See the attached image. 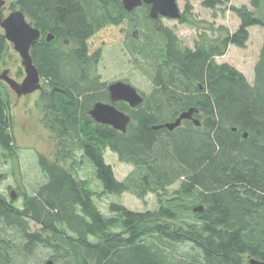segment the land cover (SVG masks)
<instances>
[{
	"label": "trees",
	"instance_id": "trees-1",
	"mask_svg": "<svg viewBox=\"0 0 264 264\" xmlns=\"http://www.w3.org/2000/svg\"><path fill=\"white\" fill-rule=\"evenodd\" d=\"M251 2L249 9L230 5L232 0H202L211 11L229 6L240 26L234 33L221 27L226 34L217 38L204 34L191 49L163 26V18L152 20L145 4L128 12L123 0H13L12 9L23 11L41 32L30 53L48 87L42 122L54 135L56 152L54 158L38 154L46 182L33 193L0 192V264H29L42 248L51 259L46 264L264 261V39L253 83L234 66L217 62L231 46L246 48L251 27L264 29V0ZM191 14L188 5L179 23L197 27ZM126 26L141 29L146 38L131 53L145 60L153 90L135 109L116 104L132 118L122 133L98 124L89 111L95 104L90 92L102 80L93 73L103 52L93 42L111 28L129 35ZM9 44L0 27V62ZM4 83L0 186L7 180L3 167L20 153ZM192 109L193 120L175 130L155 129ZM108 151L134 167L124 181L106 162ZM77 154L93 167L101 193L74 173L75 164L81 165ZM126 192L140 200L155 195L157 209L134 212L113 203V217L101 212L99 197ZM199 207L202 212L195 211Z\"/></svg>",
	"mask_w": 264,
	"mask_h": 264
},
{
	"label": "rangeland",
	"instance_id": "rangeland-1",
	"mask_svg": "<svg viewBox=\"0 0 264 264\" xmlns=\"http://www.w3.org/2000/svg\"><path fill=\"white\" fill-rule=\"evenodd\" d=\"M2 1H5V4L4 8H2L1 16L7 17L14 11L12 9L13 0ZM201 2L202 0H190L189 2L178 0L182 14L186 12L188 5L192 7L190 17L197 23V27L180 24L178 20L162 19L163 26L172 29L184 47L194 49L196 42L204 34L212 38L226 34V32L219 30L221 27H224L228 32L234 33L240 26V20L229 10V6L225 5L216 11H211L204 8ZM230 5L236 7L247 6L249 9L253 7L251 0H232ZM127 31L129 35L125 34L124 36V33L120 30L111 28L101 32L93 42L94 47L101 48L103 52L102 59L93 73L102 79L99 85L90 92L93 104L98 102L109 103L110 97L109 94H106V90L111 84L117 82H124L134 86L142 96H148L152 93L151 71L141 56L131 53V51H136L138 46H142L146 42V38L142 35L141 29H132L126 26V33ZM156 38V36L153 37L154 44L158 42ZM263 39L264 29L251 27L250 40L246 48L231 46L227 54L218 58L217 62L234 66L247 77L250 83H253L255 78L254 69L259 60ZM0 64L1 71L9 70V76L12 79L19 83L23 82L26 74L21 64V57L14 50L12 44H9L5 58ZM41 85L42 91H37L18 100L16 93L5 84L10 100L13 134L17 145L20 147L18 158L3 167V172L7 174V180L0 186V192L7 196L11 191L16 192V190L18 193L19 191L33 193L37 187L46 182V178L38 165V154H44L50 158L55 157L56 140L52 132L42 122L44 116L42 94L48 87L42 79ZM97 96L99 97L98 100L94 98ZM77 159L81 161V165L75 164L76 170L74 173H76V176L89 180L92 188L96 192L101 193L102 186L94 174L93 167L81 157V154H77ZM106 162L113 167L115 176L119 181H124L134 169L132 165L121 162L114 153L109 151L106 153ZM71 163L72 161L70 160L66 163V166L69 167ZM176 188L177 185L173 187V189ZM18 198L17 196V206H21L22 201ZM96 203L101 212L107 217L114 216L110 211V205L113 203L123 205L134 212L154 211L158 207L155 195H149L145 199L140 200L129 192L122 195H102L96 200ZM35 228L33 226L34 230ZM178 249L173 251L176 257H179V252L180 250L182 251L183 247L179 246ZM49 260H51L49 252L42 248L35 252L28 260V263L46 264Z\"/></svg>",
	"mask_w": 264,
	"mask_h": 264
},
{
	"label": "water",
	"instance_id": "water-1",
	"mask_svg": "<svg viewBox=\"0 0 264 264\" xmlns=\"http://www.w3.org/2000/svg\"><path fill=\"white\" fill-rule=\"evenodd\" d=\"M4 4L5 1L0 0V27L4 30L6 40L13 45L14 50L21 57V64L26 77L22 83H19L9 76V70H5L0 74V81L5 82L18 97L30 95L42 90L41 76L30 53L31 48L41 39V32L28 21L26 14L21 10L13 11L7 17L1 16ZM143 4L151 7L150 18L152 20H158L159 18L179 20L182 17L178 0H123L124 8L128 12L134 11ZM53 39L54 36L49 34L48 41ZM108 92L110 102L94 104L89 111V115L98 124L107 125L117 131L126 133L132 118L119 110L116 104L124 102L135 109L144 103V97L134 86L124 82L111 84L108 87ZM195 113L197 111L192 109L182 113L176 121L155 127V129L166 128L173 131L180 127L183 121L193 120ZM194 121L197 126L200 125L197 119H194ZM195 211L202 212L203 207L196 208ZM48 264L52 263L48 262ZM248 264H264V261L250 259Z\"/></svg>",
	"mask_w": 264,
	"mask_h": 264
},
{
	"label": "flooded vegetation",
	"instance_id": "flooded-vegetation-1",
	"mask_svg": "<svg viewBox=\"0 0 264 264\" xmlns=\"http://www.w3.org/2000/svg\"><path fill=\"white\" fill-rule=\"evenodd\" d=\"M3 8H4V6H3ZM42 91V90H41ZM34 94V93H33ZM17 95V94H16ZM30 95H32V94H30ZM26 96H28V95H26ZM26 96H21V97H18V95H17V99L18 100H20L21 98H23V97H26ZM110 97V96H109Z\"/></svg>",
	"mask_w": 264,
	"mask_h": 264
}]
</instances>
